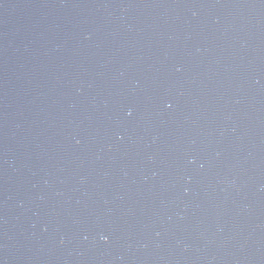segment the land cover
<instances>
[{
	"label": "water",
	"instance_id": "95a60500",
	"mask_svg": "<svg viewBox=\"0 0 264 264\" xmlns=\"http://www.w3.org/2000/svg\"><path fill=\"white\" fill-rule=\"evenodd\" d=\"M0 264H264V0H0Z\"/></svg>",
	"mask_w": 264,
	"mask_h": 264
}]
</instances>
